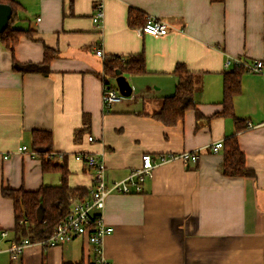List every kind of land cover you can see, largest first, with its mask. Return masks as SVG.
<instances>
[{"label":"crops","instance_id":"1","mask_svg":"<svg viewBox=\"0 0 264 264\" xmlns=\"http://www.w3.org/2000/svg\"><path fill=\"white\" fill-rule=\"evenodd\" d=\"M15 1V27L32 31L19 39L15 58L41 63L47 47L54 57L48 73H23L0 43V264H11L7 248L15 236L14 202L2 188L37 190L61 181L59 171H44L40 155L19 151L32 147L33 130L52 133L53 158L66 164L69 185L89 190L93 171L77 153L101 154L110 182L140 166L144 153L200 150L197 162L158 165L142 192L106 198L103 216L114 231L103 246L113 264H264V74L235 63L264 61V0ZM98 2L105 10L101 29L92 20ZM133 7L165 20L169 32L139 34L140 26L128 23ZM99 47L106 57L143 53L146 62V72L124 74L132 95L108 110ZM228 56L234 60L227 68ZM179 62L193 75L205 116L200 126L194 109L174 125L152 115L175 92ZM236 66L245 72L234 109L248 126L237 138L255 177L225 175L223 149H210L236 132L234 119L220 115L224 74ZM93 247L86 237L53 247L36 243L21 264H93Z\"/></svg>","mask_w":264,"mask_h":264},{"label":"trees","instance_id":"2","mask_svg":"<svg viewBox=\"0 0 264 264\" xmlns=\"http://www.w3.org/2000/svg\"><path fill=\"white\" fill-rule=\"evenodd\" d=\"M224 1V0H213ZM0 3L11 6L12 15L6 28L0 32V43L13 53V67L20 72H49V62L54 57L50 48L45 49L44 61L41 63L19 62L14 56V50L19 39L23 35L32 36L31 30H23L14 27L18 18V5L15 0H0ZM147 17L138 8H130L128 23L132 26H143ZM146 62L143 53L132 54L125 62L120 60L119 55H109L104 60V80H116L117 71L122 74H136L146 72ZM245 68L236 66L224 74L223 83V111L220 115L232 117L235 122V133L223 141L224 158L221 164L222 172L227 176H252L256 173L246 163L245 153L241 150L237 133L246 129L247 120L237 117L234 109V98L242 91V76ZM175 92L162 100L161 107L152 115L166 125L177 124L184 118L188 109H194L198 121L197 126L202 124L205 116L196 106L193 92V75L187 66L179 62L176 64ZM207 122V120H206ZM53 135L47 130L32 131L31 149L39 152L42 157L44 171H59L61 181L57 185L43 184L37 190H27L23 187H3L2 194L14 202L16 239L29 237L31 240H39L48 237L56 224L61 221L69 211L70 197H84L88 194V188L71 187L68 183L69 170L65 163H55L53 158Z\"/></svg>","mask_w":264,"mask_h":264},{"label":"built area","instance_id":"3","mask_svg":"<svg viewBox=\"0 0 264 264\" xmlns=\"http://www.w3.org/2000/svg\"><path fill=\"white\" fill-rule=\"evenodd\" d=\"M105 10L102 2L95 5L92 14V20L96 28L101 29L104 23ZM139 34L147 33L155 36L166 35L170 26L165 20L147 16V20L143 26L137 28ZM96 54L105 59V53L101 47L96 49ZM122 62L126 61L125 56H120ZM233 58L229 56L225 59V66L228 68L233 63ZM237 65H243L248 71L264 74V61L256 60L246 63L240 59H236ZM124 95L119 91L116 80H104L103 76V102L105 109L108 110L114 103L120 101ZM251 126L250 123H248ZM93 140V136L88 137ZM223 148V140L210 144L212 152H219ZM20 152H26L31 157H36L39 152L31 149L29 146L23 145L19 148ZM200 150H184L175 153L152 154L144 153L141 158L140 166L134 168L130 173L119 180H107L106 163L101 154L92 152H80L75 158L83 163L85 168L93 171V185L88 194L84 197H70V207L66 216L59 221L53 232L44 239L31 240L29 237L21 239H12L9 243L7 251L10 255L11 264H21L23 253L26 248L33 244H41L45 246H60L74 240L77 237H86L93 244L96 259L93 264H113L104 253L103 240L105 236L114 231V227L107 224L104 220L103 210L105 200L111 193H137L144 190L146 182L154 177L155 169L158 165L181 159L185 161L197 162ZM3 236L8 235L7 230L2 231Z\"/></svg>","mask_w":264,"mask_h":264},{"label":"water","instance_id":"4","mask_svg":"<svg viewBox=\"0 0 264 264\" xmlns=\"http://www.w3.org/2000/svg\"><path fill=\"white\" fill-rule=\"evenodd\" d=\"M12 15L11 6L8 4L0 3V32L3 31ZM116 83L119 91L125 96L129 97L132 95L133 86L130 84L127 77L120 71H117Z\"/></svg>","mask_w":264,"mask_h":264},{"label":"rangeland","instance_id":"5","mask_svg":"<svg viewBox=\"0 0 264 264\" xmlns=\"http://www.w3.org/2000/svg\"><path fill=\"white\" fill-rule=\"evenodd\" d=\"M15 23H16V22H15ZM15 23H14V27H15V25H16ZM125 76H126V75H125ZM124 97H125V96H124ZM124 97H123V98H124Z\"/></svg>","mask_w":264,"mask_h":264}]
</instances>
